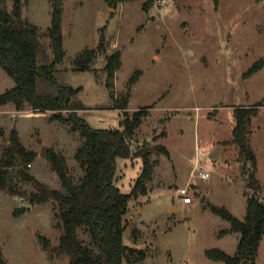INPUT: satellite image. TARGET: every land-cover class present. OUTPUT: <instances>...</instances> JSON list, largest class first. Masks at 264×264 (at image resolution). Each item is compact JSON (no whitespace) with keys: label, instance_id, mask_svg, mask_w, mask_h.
Here are the masks:
<instances>
[{"label":"rangeland","instance_id":"374dc122","mask_svg":"<svg viewBox=\"0 0 264 264\" xmlns=\"http://www.w3.org/2000/svg\"><path fill=\"white\" fill-rule=\"evenodd\" d=\"M25 12L42 30L50 26V0H32ZM63 33V80L80 87L76 98L84 105L77 113L94 127H121L123 111L113 106L103 68L106 56L122 49L117 93H125L139 71L128 112L146 114L131 145L161 143L170 151L169 156L152 155L158 162L149 192L130 201L124 242L147 252L134 264H227L209 258L205 250L220 247L233 254L240 239L238 232L220 235L231 224L211 205L226 206L240 218L246 215V162L232 141L237 107L259 106L251 142L257 177L264 184V64L251 71L264 59V0H155L149 8L144 0H63ZM101 38L106 50L94 64L97 70H74L76 54L96 47ZM14 84L0 68V92ZM55 114L69 115L29 106L17 110L13 103L1 106L0 158L16 128L24 144L37 152L30 172L61 188L49 153L65 154L80 179L84 168L75 152L83 138L72 130V121ZM142 162L141 157H117L114 182L124 192L131 191ZM200 169L210 172L208 179L195 174ZM14 180L20 193L0 188V246L8 264H69L68 255L53 250L63 232L55 202H32L34 184L18 176ZM187 185L193 196L188 205L177 192ZM81 236L90 238L84 230ZM257 262L264 264V237ZM123 264L129 263L125 259Z\"/></svg>","mask_w":264,"mask_h":264},{"label":"trees","instance_id":"16d2710c","mask_svg":"<svg viewBox=\"0 0 264 264\" xmlns=\"http://www.w3.org/2000/svg\"><path fill=\"white\" fill-rule=\"evenodd\" d=\"M31 1L0 0V68L15 81L12 87L0 92V107L13 103L17 110L29 106L41 112L67 111V117L62 114H55L54 117L72 121V130L80 132L83 141L76 149L75 158L84 168V175L76 179L66 155L52 149L49 159L59 175L62 187L52 188L39 180L29 170L37 152L24 144L19 131L14 128L0 158V188L12 194L20 193L14 180L18 176L34 184L32 202H55L58 224L63 232L53 250L57 254L68 255L69 264H123L125 259L129 264L142 261L147 257V252L124 242L123 235L128 225L126 214L132 199L149 192L148 183L153 178L158 162L152 155L164 153L169 156L170 151L161 143L154 146L131 145V139L146 115L141 110L133 116L128 112L132 85L139 78L140 72L136 71L131 76L125 93H117L116 74L122 65V49L106 56L103 71L113 106L123 111L121 127L92 126L77 113L84 108L83 103L76 98L80 87H74L63 80L65 68L62 64L66 57L63 0H50L52 20L45 30L25 12ZM107 1L118 3L129 0ZM154 2L144 0V8H149ZM105 50L103 38L96 47L83 48L73 58V69L97 70L94 64ZM263 64L264 59L258 61L251 71ZM258 110V105L241 106L235 110L232 141L238 145L246 162L243 166L247 184L246 215L240 218L226 206L211 205L215 213L231 224L220 230L221 236L231 232L240 233L237 250L233 254L220 247L205 250L209 258L227 264H258L257 255L264 237V199L261 196L264 184L257 177V156L251 142L253 117ZM119 156L141 157L143 160L142 171L130 192H124L114 182ZM81 230L86 231L90 238L82 237ZM45 243L48 246V239ZM0 264H8L1 246Z\"/></svg>","mask_w":264,"mask_h":264},{"label":"built area","instance_id":"2783aa9c","mask_svg":"<svg viewBox=\"0 0 264 264\" xmlns=\"http://www.w3.org/2000/svg\"><path fill=\"white\" fill-rule=\"evenodd\" d=\"M196 175L201 176L202 178L208 179L210 176L209 171H205L204 169H200L198 173H195ZM190 186H181L177 188V192L183 202L188 205L193 202V196L191 194Z\"/></svg>","mask_w":264,"mask_h":264},{"label":"water","instance_id":"95a60500","mask_svg":"<svg viewBox=\"0 0 264 264\" xmlns=\"http://www.w3.org/2000/svg\"><path fill=\"white\" fill-rule=\"evenodd\" d=\"M47 149H48V148H47V147H45V148H44V150H43V152H46V151H47Z\"/></svg>","mask_w":264,"mask_h":264},{"label":"crops","instance_id":"0c3cea01","mask_svg":"<svg viewBox=\"0 0 264 264\" xmlns=\"http://www.w3.org/2000/svg\"><path fill=\"white\" fill-rule=\"evenodd\" d=\"M12 87V86H11ZM143 161V160H142ZM142 166H143V162H142Z\"/></svg>","mask_w":264,"mask_h":264}]
</instances>
